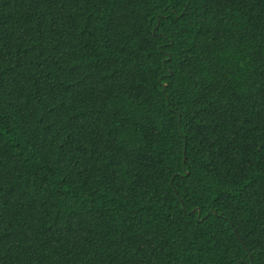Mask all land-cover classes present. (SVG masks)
<instances>
[{
	"label": "trees",
	"instance_id": "obj_1",
	"mask_svg": "<svg viewBox=\"0 0 264 264\" xmlns=\"http://www.w3.org/2000/svg\"><path fill=\"white\" fill-rule=\"evenodd\" d=\"M0 264H264V0H0Z\"/></svg>",
	"mask_w": 264,
	"mask_h": 264
},
{
	"label": "snow or ice",
	"instance_id": "obj_2",
	"mask_svg": "<svg viewBox=\"0 0 264 264\" xmlns=\"http://www.w3.org/2000/svg\"><path fill=\"white\" fill-rule=\"evenodd\" d=\"M169 86H170V85H169ZM164 91H165V93H166V92H167V89H165Z\"/></svg>",
	"mask_w": 264,
	"mask_h": 264
}]
</instances>
